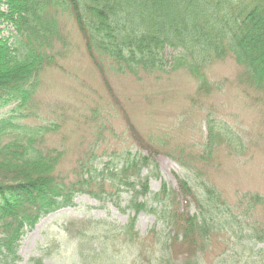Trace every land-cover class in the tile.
Segmentation results:
<instances>
[{"label": "trees", "instance_id": "trees-1", "mask_svg": "<svg viewBox=\"0 0 264 264\" xmlns=\"http://www.w3.org/2000/svg\"><path fill=\"white\" fill-rule=\"evenodd\" d=\"M224 8L230 17L222 13ZM59 12L73 20L87 58L110 96L108 69L136 78L152 76L167 67L162 55L171 48L177 51L171 71L193 78L198 95L221 89L209 82L206 70L231 58L241 69L242 84L264 102V0H247L239 9L231 0H0V23L15 33L0 38V264H15L26 231L48 215L73 207L81 194L103 200L129 193L127 208L135 216L114 231V240L132 244L137 256L146 245L151 257L156 255V264L178 258L182 264H208L206 252L217 236L233 231L232 223L244 239L264 244V228L249 223L254 209L264 213V196L251 195L244 208L237 204L218 217L214 212L221 197L201 180L204 170L215 167L221 151L238 153L240 138L224 122L206 116L203 151L193 156H185L183 150L178 156L169 153L161 139H143L125 111L124 120L139 147L136 154L127 149L100 151L101 125L93 127V144L87 149L81 138L71 154L65 147L50 145L63 125L38 123L32 109L41 74L57 65ZM161 153L200 180L205 197L186 180L177 181L178 192L162 184L151 194L142 171L150 168L157 177L155 158ZM67 161L70 167L65 166ZM192 203L195 214L188 211ZM141 212L153 215L163 229L153 228L140 239L135 223ZM90 225H80L76 237L87 240L105 234L100 224ZM98 252L100 262L109 256L105 250ZM251 259L246 264H264V250Z\"/></svg>", "mask_w": 264, "mask_h": 264}, {"label": "rangeland", "instance_id": "rangeland-1", "mask_svg": "<svg viewBox=\"0 0 264 264\" xmlns=\"http://www.w3.org/2000/svg\"><path fill=\"white\" fill-rule=\"evenodd\" d=\"M246 1L231 0L238 9ZM224 12L230 17L227 9ZM57 27L60 38L55 51L59 55L57 65L41 74L32 109L38 123L44 120L63 125L52 136L50 145L65 147L71 154L81 138L82 148L87 149L93 144V127L101 125L104 129L100 151L127 149L136 154L139 147L124 120L125 111L143 139H161L169 153L178 156L183 150L185 156H193L203 151L206 116L212 117L227 124L240 138L238 153L221 151L215 167L204 170L205 176L201 177L221 197L219 210L214 214L221 217L237 204L244 208L251 195L264 196V102L242 84L241 69L231 58L208 66L209 82L221 89L200 96L193 78L183 71H171L177 51L168 48L162 55L167 67L152 76L140 74L136 78L108 69L111 97L102 76L89 62L71 17L59 12ZM14 34L7 24L0 23V38ZM155 159L157 177L152 176L150 168L142 171L144 177L148 176L151 194L157 193L162 184L178 192L177 181L186 180L197 195L205 197L200 180L168 155L161 153ZM65 163L70 167L69 161ZM129 199V193L103 200L78 195L73 207L48 215L26 231L19 242V260L15 264H156V255L151 257L146 245L143 254L137 256L132 244L114 240V231L135 216L127 208ZM188 211L195 214L198 210L192 203ZM252 213L250 226L264 228L262 210L256 208ZM82 224L85 228L87 224H100L105 234L78 239L76 229ZM232 225L233 231L226 229L216 237L212 250L206 252L208 264H218L221 259L226 260L221 264H246L264 250V244L254 238L244 239L237 224ZM153 228L163 229L153 215L141 212L136 216L135 231L140 239L146 238ZM96 250H105L109 256L100 262ZM169 264H182V260L178 258Z\"/></svg>", "mask_w": 264, "mask_h": 264}]
</instances>
